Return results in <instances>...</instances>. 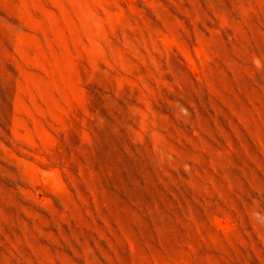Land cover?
Masks as SVG:
<instances>
[{
  "label": "rangeland",
  "instance_id": "1",
  "mask_svg": "<svg viewBox=\"0 0 264 264\" xmlns=\"http://www.w3.org/2000/svg\"><path fill=\"white\" fill-rule=\"evenodd\" d=\"M0 264H264V0H0Z\"/></svg>",
  "mask_w": 264,
  "mask_h": 264
}]
</instances>
